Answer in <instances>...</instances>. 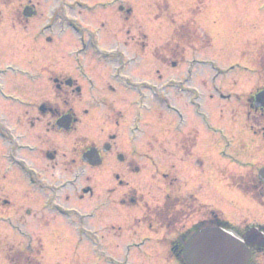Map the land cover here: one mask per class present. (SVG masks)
<instances>
[{"label": "flooded vegetation", "instance_id": "af4514ba", "mask_svg": "<svg viewBox=\"0 0 264 264\" xmlns=\"http://www.w3.org/2000/svg\"><path fill=\"white\" fill-rule=\"evenodd\" d=\"M13 2L0 0V4L9 8V19L6 21L11 25L4 45L15 51L26 50L39 62L35 75L9 65L0 68V103H3L0 106H4L6 115L12 118L9 124L0 112V194L3 193V196L0 195V219L3 225L10 226L11 231L18 232L20 237L35 242L47 234L43 232L42 235L38 228L46 229L50 236L71 237L78 241L103 237L100 231H105L107 236L114 238L125 236L145 242L160 235L155 231V226L161 230L166 227L169 232L161 234V239L166 241L169 248L185 242L197 228L218 226V217L193 193H187L178 172L196 146V133L190 138L189 132L178 131L177 136L171 134L178 126V120H172L171 116H179L178 123L183 119L178 109L161 94L162 91L155 92L156 85L132 81L126 74L127 64L122 56L113 49H103L104 46L98 42V32L105 28L102 22L99 21L98 27L91 31L80 26L73 17L77 11L80 14L115 6L114 9L123 16L121 1L84 4L79 0H42L43 4H54L48 17L35 26L36 29L27 28V24L34 18H42L38 3L17 0L18 6L13 10L10 7ZM188 27L187 23L180 28L179 41L182 45H188L193 39V36H188ZM72 28L79 33L76 34ZM52 33L61 39H67V36L63 38L65 34H72L78 46L66 50L63 55L66 43L62 49L50 46L53 42L48 35ZM7 39L15 40L17 46L6 42ZM42 40L46 45L40 43ZM87 56H92V66H98V69L90 66L93 72L98 73L103 68V90L117 95L114 100L107 97L97 99L87 90L93 87L88 69L81 59ZM70 63L73 64L72 68ZM260 63H264V55ZM170 66L175 69L178 64L172 63ZM256 75L264 83V64ZM183 86V82L176 84L179 96L184 100L186 94L183 93ZM260 92H264V88L256 89L244 100L245 112L236 110L239 107L236 105L232 114L233 119L244 116L247 129L248 123L260 126L261 134L253 137L264 145V108L257 107L254 102V96ZM155 93L159 97L155 98ZM138 94H142L143 98L147 94V97L157 99L154 102L158 104L152 110L156 109L160 121L157 131H164L166 139L156 137V128L151 134L145 133L142 114L133 117L131 113L127 122L121 107L124 102L121 95L134 96V101L129 102V106H133ZM230 96L236 97L235 94L220 97L223 101L232 102ZM82 104L85 108L79 107ZM160 107L164 115L159 111ZM147 112L150 113L149 110ZM150 116L155 119V112ZM125 124L127 136L123 143ZM95 130L100 131L96 133ZM153 150L162 151L166 158L160 157L156 162L152 156ZM89 151L93 152V159L85 162L83 157ZM140 161L152 168L150 178L147 179L143 173L147 165L140 166ZM255 164L247 163L248 166ZM164 166L166 170L161 173L159 168ZM141 175L144 176L143 184L155 183L154 175L163 181L167 196L161 208L152 209L154 206L143 200L144 193L133 181V178ZM222 178L229 187L264 207L260 202L261 196H264V165L253 171L247 181L237 180L232 170H225ZM168 191L171 193L168 194ZM179 198L185 199L190 207L184 203V211L179 210L178 213L176 201H180ZM197 203L207 212L200 224L188 231V218ZM133 208L139 211V216L127 219L128 224L124 226V213ZM107 211L109 219L106 217ZM32 224L37 227L28 231L34 232L20 233L19 226L27 229ZM58 224L60 234H56L53 228ZM252 229L264 238V225L251 226L246 230ZM238 233L242 235L240 231ZM249 249L251 258L264 254V249L252 246Z\"/></svg>", "mask_w": 264, "mask_h": 264}, {"label": "rangeland", "instance_id": "374dc122", "mask_svg": "<svg viewBox=\"0 0 264 264\" xmlns=\"http://www.w3.org/2000/svg\"><path fill=\"white\" fill-rule=\"evenodd\" d=\"M31 1L38 3V9L43 14L42 18H34L27 24V28L36 29L48 17L50 8L54 3L43 4L42 0ZM79 1L90 4L109 2L110 0ZM120 1L123 16L114 9L115 6L111 9H98L94 12H82L80 14L76 10L77 12L73 13V17L80 26L91 31L98 27L99 21L104 24V30L98 32V42L104 46L103 49H113L122 56L124 63L127 64L126 74L132 81L150 82L156 86L161 85L166 80L183 82L186 83V87L195 91L197 97L186 94L184 100L178 95V92L173 90L165 92V96L183 117L180 123L177 122L176 125L178 126L174 129L175 132L171 131V134L177 136L179 133L176 132L178 131L186 134L189 132L188 137L190 138L194 137L196 133V146L190 152V157L180 165L178 170L185 183V190L187 193H193L204 205L219 211L234 229L241 233L251 226H263L264 207L238 190L229 187L228 183L223 180L222 173L225 170H232L237 180L247 181L252 177L253 171H257L264 165V145L254 138L255 136L259 137L262 129L260 126L248 123L247 127L250 129L251 135L245 126L244 116L241 115L233 119L232 114L236 105L239 106L236 110L245 112L244 100L255 93L256 89L264 88L262 78H258L254 72L253 62V55L258 46L261 44L264 46V0ZM17 6V0H14L10 7L14 10ZM8 9V7L0 4V68L9 65L35 75L38 73H36V68L39 59L30 56L26 50L23 52L15 51L4 45L11 28L10 23L6 21L9 19ZM128 10L130 12L126 13ZM194 18L195 23H198L199 27L211 38V44L202 42L200 45L195 43V39L191 40L188 45H182L176 39L171 41L176 28L177 33L182 26L190 23ZM188 28L191 31L188 36L192 37V31H194L192 23ZM119 32L122 34L119 35ZM48 36L53 42L50 46L53 45V47L62 49L63 44L66 43L63 55L66 50H73L78 46L75 42L76 38L72 34L68 33L63 36V38L67 36V39H61L55 33ZM6 42L16 45L15 40L7 39ZM40 43L46 45L44 40ZM209 46L211 47L208 48ZM36 47L34 46V48ZM257 51L260 52L261 48ZM81 59L84 66L87 67L93 83L92 88H87L90 94L96 96L97 99L107 97L114 100L118 97L103 90L104 78L103 72H101L103 68L100 71L97 70L98 73L93 72V69H98V66H92L94 64L92 56ZM257 60L258 57L256 64L258 63ZM194 62H205L208 65L202 66ZM172 63L178 64L177 68H171ZM70 65L72 68L73 64L70 63ZM90 66L93 67L92 70ZM217 71L220 74H217ZM4 82L7 84L6 81ZM228 94H236V97L230 96L232 102L223 101L220 97ZM121 96L123 97L121 99L124 100L121 107L128 122L133 110L129 106V102L133 100L134 96ZM155 100L147 97L144 101L150 113L155 112L156 118L150 116V113L147 112L148 109L144 110L141 112L142 125L147 134H151L156 128L154 130L156 137L163 140L166 139L165 132L157 131L160 121L156 109L152 110L158 104L154 102ZM79 107L85 108L83 104ZM159 111L164 115L161 107ZM0 112L4 115L7 123L11 124L12 118L6 115V110L2 105ZM171 117L172 120H177L175 116ZM126 127L127 124L123 128V143H125L127 136ZM99 131L95 130L96 133ZM152 156L156 162L160 157L166 158L162 151L157 150H153ZM231 159L238 163L235 162L232 165L229 162ZM247 163L256 164L255 166H248ZM139 164L140 166L147 165L143 173L147 175V179L150 178L153 172L152 168L143 161H140ZM165 167L159 168L161 173L165 172ZM143 179V175L133 178L134 183H137L141 192L144 193L143 200L147 201L150 206H154L151 207L152 209L161 208L167 196L163 181L156 175H154L155 183L143 184ZM148 188H151L150 192H147ZM170 193L168 191V194ZM0 195L3 196V193ZM179 200L176 201L177 212L179 210L184 211V203L190 207L185 199L179 198ZM260 202L264 204V196H261ZM193 211L188 218V231L196 224H200L202 216L207 212L204 207L201 208L199 203L194 206ZM134 216H139L137 209L126 210L124 226L128 224L127 219ZM106 217L109 219V211H107ZM91 224L94 226L93 223ZM35 227L37 226L33 224L29 225L27 229L19 226L24 234L34 232L28 230L35 229ZM57 227L59 224L53 228H55L56 234H60V228L58 230ZM9 228L10 226L6 227L0 221V264H7L6 250L14 252L21 243V250L25 252L23 254L34 258L37 243L30 238L22 239L18 232H12ZM177 228L179 229V227ZM155 231L160 235L153 236V240L145 242L141 239H130L125 236L114 238L107 236L108 233L105 231H100L103 237H98L94 241H78L71 237L68 239L62 236H50L46 229L38 228V232H42V235L43 232L44 234L47 233L46 236L42 237L44 241L41 242L43 247L42 263L175 264L169 259L168 244L161 239V234H167L169 229L164 227L161 230L155 226ZM155 239H158V243ZM252 264H264V254L258 258L253 256Z\"/></svg>", "mask_w": 264, "mask_h": 264}, {"label": "water", "instance_id": "95a60500", "mask_svg": "<svg viewBox=\"0 0 264 264\" xmlns=\"http://www.w3.org/2000/svg\"><path fill=\"white\" fill-rule=\"evenodd\" d=\"M255 105L264 108V93L256 96ZM251 234L255 231L248 235L249 242L254 243L257 238ZM254 241L264 244V241L261 244ZM183 257L187 264H248L249 252L243 241L231 232L204 230L188 241Z\"/></svg>", "mask_w": 264, "mask_h": 264}, {"label": "trees", "instance_id": "16d2710c", "mask_svg": "<svg viewBox=\"0 0 264 264\" xmlns=\"http://www.w3.org/2000/svg\"><path fill=\"white\" fill-rule=\"evenodd\" d=\"M194 33H195L196 37L200 39L201 42H203V43L205 42L206 44L209 45V42H208L209 39L205 35H203L199 30L195 31ZM180 37H181L180 33L176 34V39L177 38L179 39ZM263 55H264V51H262L258 57L259 63L263 61ZM261 64H263V63H261ZM181 248L182 247H179V249L176 250L177 257L176 256H173V257H174L175 261H177L179 264H184L181 260V257H180L181 256V254H180ZM14 257L8 258L10 264H40V260L38 258L32 260L28 255H26L25 257H20V254L18 253Z\"/></svg>", "mask_w": 264, "mask_h": 264}]
</instances>
